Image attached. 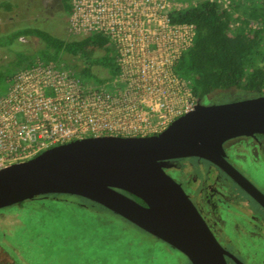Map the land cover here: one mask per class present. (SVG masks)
I'll return each mask as SVG.
<instances>
[{
    "label": "built area",
    "instance_id": "obj_1",
    "mask_svg": "<svg viewBox=\"0 0 264 264\" xmlns=\"http://www.w3.org/2000/svg\"><path fill=\"white\" fill-rule=\"evenodd\" d=\"M190 4L196 3L70 0L68 32L103 33L116 50L118 72L95 84L53 62L17 70L0 93V168L76 138L157 133L191 111L199 100L173 66L195 29L169 16Z\"/></svg>",
    "mask_w": 264,
    "mask_h": 264
},
{
    "label": "water",
    "instance_id": "obj_2",
    "mask_svg": "<svg viewBox=\"0 0 264 264\" xmlns=\"http://www.w3.org/2000/svg\"><path fill=\"white\" fill-rule=\"evenodd\" d=\"M255 133L264 134V94L197 102L150 135L86 136L59 143L0 168V209L43 194L77 195L168 243L190 264H227L226 251L163 167L167 159L198 156L220 165L249 193L264 198L223 157L226 139Z\"/></svg>",
    "mask_w": 264,
    "mask_h": 264
},
{
    "label": "rangeland",
    "instance_id": "obj_3",
    "mask_svg": "<svg viewBox=\"0 0 264 264\" xmlns=\"http://www.w3.org/2000/svg\"><path fill=\"white\" fill-rule=\"evenodd\" d=\"M180 3H197L210 0H178ZM219 8L231 14L227 21L231 34L238 23L235 17H245L250 7H256L261 0H213ZM2 2V4H1ZM252 2V4H251ZM7 3L12 5L6 9ZM0 74L11 76L22 65L32 60V64L43 61V53L50 51L62 64L78 72L84 66L89 67L92 83H99L109 77L108 70L95 62V59L106 51L98 46H88L87 53L59 52L49 48L45 41L34 35H24L14 39L12 27L21 25L36 26L48 34L71 39L73 35L67 29V17L64 0H0ZM236 9V10H235ZM258 23L251 22L252 27ZM259 52L264 55V31ZM261 58V57H258ZM55 63V62H54ZM57 64V63H56ZM264 65V60L261 61ZM6 80H3V83ZM5 82L1 91L9 85ZM239 90V89H238ZM236 88L228 91L237 99L252 97L253 93L239 91ZM214 94L213 96L216 97ZM229 96L224 97V99ZM231 98V97H230ZM198 102H201L200 100ZM184 163L179 170L183 178L191 175L201 176L203 170L199 164L194 166ZM244 170L264 190V168L251 167ZM82 204L79 197H71ZM86 214L69 215L67 208L61 205L58 211L53 206L47 208L33 201H24L0 209V264H190L188 258L168 243L142 230L120 215L104 206L86 202ZM251 211L261 215L257 205L250 203ZM97 216L92 219V214ZM254 246L240 247L251 257L256 252ZM247 250L251 251L249 253ZM248 260V259H247ZM255 263V259L246 261Z\"/></svg>",
    "mask_w": 264,
    "mask_h": 264
},
{
    "label": "trees",
    "instance_id": "obj_4",
    "mask_svg": "<svg viewBox=\"0 0 264 264\" xmlns=\"http://www.w3.org/2000/svg\"><path fill=\"white\" fill-rule=\"evenodd\" d=\"M64 5L68 14L70 0H64ZM5 8L11 9L12 5L7 3ZM169 16L173 23L187 22L194 26L193 43L174 63L173 71L178 76L191 81L193 93L198 100L202 101L218 89H239L235 94L236 96L241 93L239 91L244 93L253 92L254 95L264 94V65H261L264 55L259 52L263 40L262 32L264 31V0H261L256 7H250L249 12L244 14L245 17L234 18L238 23L231 34L228 32L226 25L227 21L232 18L231 14L224 9L221 10L214 1H199L194 5L190 4L172 12ZM253 21L258 23L255 28L251 26ZM12 32H14V39L24 35H34L45 41L49 48L57 52L64 50L69 53L86 54L88 46L104 48L106 52L95 59V62L108 70V79L114 77L118 72L116 50L101 32L73 36L68 40L54 37L36 26L27 24L17 27L16 30L13 26ZM42 58L44 62H55L66 67L50 51L43 53ZM31 64L32 60L19 69L28 67ZM78 72L81 76H84L81 78L83 81L91 82L88 81L92 77L89 67L84 66ZM10 78L11 76L2 77L0 74V89ZM3 80L6 81L3 83ZM103 81L101 80L99 83ZM72 196L79 197L83 203H76L75 199L71 198ZM131 196L143 203L140 198L134 195ZM27 201L39 203V205L46 208L47 204H51L54 212L58 211L61 205H64L69 215L74 216L75 214L84 213L87 218L86 202L94 203V201L81 196L60 193L38 195ZM96 218L97 216L93 213L92 219Z\"/></svg>",
    "mask_w": 264,
    "mask_h": 264
},
{
    "label": "flooded vegetation",
    "instance_id": "obj_5",
    "mask_svg": "<svg viewBox=\"0 0 264 264\" xmlns=\"http://www.w3.org/2000/svg\"><path fill=\"white\" fill-rule=\"evenodd\" d=\"M231 89L215 90L201 103L238 100L232 93L231 96L227 94ZM216 93L218 95L214 97ZM227 96L229 98L224 99ZM222 147L224 159L264 195V190L244 170L264 168V134L231 137L223 142ZM184 163L191 166L199 164L203 170L201 176L183 178L179 170ZM163 169L181 185L215 239L226 251L227 264H248L246 261L250 258L255 259V263L264 264V198L258 199L249 193L220 165L198 156L167 159ZM250 203L257 205L261 215L251 211ZM255 243L256 252L247 250L251 257L240 248L254 246Z\"/></svg>",
    "mask_w": 264,
    "mask_h": 264
},
{
    "label": "crops",
    "instance_id": "obj_6",
    "mask_svg": "<svg viewBox=\"0 0 264 264\" xmlns=\"http://www.w3.org/2000/svg\"><path fill=\"white\" fill-rule=\"evenodd\" d=\"M1 4H2V2H1ZM1 4H0V6H1ZM251 4H252V2H251ZM236 10V9H235Z\"/></svg>",
    "mask_w": 264,
    "mask_h": 264
}]
</instances>
